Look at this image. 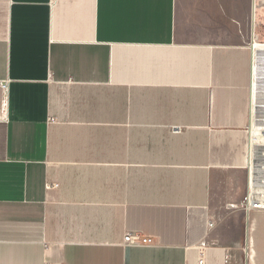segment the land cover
Returning a JSON list of instances; mask_svg holds the SVG:
<instances>
[{"label": "crops", "instance_id": "0c3cea01", "mask_svg": "<svg viewBox=\"0 0 264 264\" xmlns=\"http://www.w3.org/2000/svg\"><path fill=\"white\" fill-rule=\"evenodd\" d=\"M263 24L264 0H0V264H264Z\"/></svg>", "mask_w": 264, "mask_h": 264}, {"label": "built area", "instance_id": "2783aa9c", "mask_svg": "<svg viewBox=\"0 0 264 264\" xmlns=\"http://www.w3.org/2000/svg\"><path fill=\"white\" fill-rule=\"evenodd\" d=\"M3 90H6L8 87L7 83H3L1 85ZM51 123H58L59 120L57 118H51ZM264 182L261 180V191L260 188V182L257 181L255 184V190L252 191L249 195H247L241 205V208L245 210H262V206L264 203ZM57 185H48V188L56 187ZM123 244L125 246H153L155 245V240L152 237L144 235L142 232L134 231V232H127ZM201 263H203V260H201Z\"/></svg>", "mask_w": 264, "mask_h": 264}, {"label": "rangeland", "instance_id": "374dc122", "mask_svg": "<svg viewBox=\"0 0 264 264\" xmlns=\"http://www.w3.org/2000/svg\"><path fill=\"white\" fill-rule=\"evenodd\" d=\"M262 32L264 34V24L262 27ZM261 127H264V36L263 37L261 36ZM263 129L264 128H262V130H261V139L264 138ZM263 156H264V154H263ZM262 166H263V168L261 169L262 170L261 171V178L264 179V165H262Z\"/></svg>", "mask_w": 264, "mask_h": 264}, {"label": "bare ground", "instance_id": "6f19581e", "mask_svg": "<svg viewBox=\"0 0 264 264\" xmlns=\"http://www.w3.org/2000/svg\"><path fill=\"white\" fill-rule=\"evenodd\" d=\"M262 130V129H261ZM263 131H264V129H263ZM263 133V132H262ZM262 168V167H261ZM262 181H264V179L262 180ZM263 187H264V184H263ZM262 193L264 194V192L262 191ZM262 208L264 209V203H263V206H262Z\"/></svg>", "mask_w": 264, "mask_h": 264}]
</instances>
